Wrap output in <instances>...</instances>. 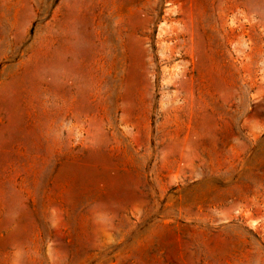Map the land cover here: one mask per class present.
Masks as SVG:
<instances>
[{
  "label": "rangeland",
  "instance_id": "obj_1",
  "mask_svg": "<svg viewBox=\"0 0 264 264\" xmlns=\"http://www.w3.org/2000/svg\"><path fill=\"white\" fill-rule=\"evenodd\" d=\"M0 264H264V0H0Z\"/></svg>",
  "mask_w": 264,
  "mask_h": 264
}]
</instances>
